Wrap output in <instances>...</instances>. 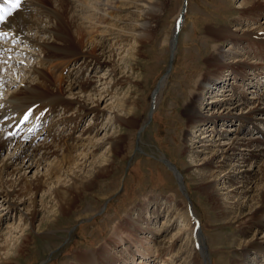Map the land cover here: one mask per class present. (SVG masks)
<instances>
[{"label":"bare ground","instance_id":"1","mask_svg":"<svg viewBox=\"0 0 264 264\" xmlns=\"http://www.w3.org/2000/svg\"><path fill=\"white\" fill-rule=\"evenodd\" d=\"M162 2L163 0H86L81 10L85 9L90 14L84 20L83 18L80 20L81 17L79 19L74 14L69 17L62 15L61 11L52 12L54 13L52 18L55 20V25L53 24L54 26L51 27L54 42L47 44H52L53 55L59 59L65 58V62L67 59L70 62H75V58L80 57L82 60L79 61V73H82L87 65L93 62L98 65L109 64L110 68L106 69L107 73L96 76L101 81V86L98 87L95 94L87 96L83 94L88 90L90 81L79 79L78 74L72 80L68 78L66 80L61 76L59 70L57 73L51 71L49 74H45L42 70L37 71L35 73L37 81L34 84L23 90H18V93L11 94L8 98L9 106L0 115V155L5 152V156L0 159L1 213L6 215L9 212H17L18 220L23 219L32 229L31 226L40 212L38 207L41 205L44 210L51 212L48 219H42V224L37 229L38 233H44L40 229L47 222L51 224L55 216L72 212L77 206V202L82 198L98 196L93 195L97 188L96 183L112 172L113 158L121 149V135L117 137L106 135L108 139L104 141L99 138L95 139V132H97L95 122V126L87 125L81 128L80 135L76 137L60 133L58 128L61 125V131H63L69 123L77 128L80 123L75 118H83L88 113L99 119L101 113L95 111V106L99 107L101 101L106 99H114L113 108L117 110L130 112L134 108L132 99L113 96L112 91L116 90V83L119 82L115 76L118 54L112 47L106 45L105 41L114 42L115 45H113L119 51L123 49L124 41L130 42V44L133 42L132 50L134 51L135 44L139 45L145 40L149 29V20L157 12H160ZM37 5H39V0H23L19 8L0 5V12L8 11L9 13L4 21L0 22V32L6 33L2 37L10 36L7 42H10L14 37L23 39L27 45L33 47L38 48V46L44 45L42 42L38 44L33 35L27 34L31 29L44 34L51 33L49 26H42L40 25L42 21L40 23L33 19L35 17L32 15L31 9ZM241 5L244 14L258 16L261 13L264 15V11L262 12L264 1L262 0H242ZM76 7L73 12H76ZM90 17L95 22H91ZM72 20L74 23L75 20H78L81 25L73 30ZM84 24H87L85 25L87 27ZM256 29L257 31L252 34L253 37L247 31L241 35L242 39L250 36L252 38L250 40L256 43L254 47L243 48L247 51L242 55L247 54V58H242L241 52L235 50L239 49V44L243 42L242 39L239 40L241 37L237 38L238 34H235L238 29L220 28L212 31L216 37L230 40L227 49L218 50L213 58L215 66L223 70L226 69L229 75L226 74L227 78L220 76L219 79L218 73H209L204 82L201 80L199 86L209 89L213 87L214 90L222 92L211 102L212 104L217 102L221 107L204 115L202 110L208 102H205V99L200 100L196 94L192 95L190 102L185 107L186 116L191 121L189 125L191 129L203 127L206 130L201 140L195 141L198 143L195 147L186 145V153L190 158L192 157L193 162H196L195 158L199 154L205 155L202 169L193 170V173L198 177V186L211 195L210 197L221 211L225 224L238 230L237 234L230 235V245L236 247L234 250L236 259L233 258L234 260L230 264H264V237L251 240L239 239L240 236H246L250 232H254L255 235L264 229V129L257 130L254 134L256 136L249 134L251 125L257 126V122L264 124L263 118L258 116L262 114L264 107V98L262 99L264 97V79L260 80L262 78L258 71L252 74L248 73L257 70L258 67L261 68V64H263L259 62L254 64L249 59L255 58L264 61V27L259 25ZM74 32L77 33L76 37L73 36ZM86 33L92 38H86L84 36ZM82 37L85 38V46L83 45L85 48L84 50L81 48L82 52L76 55L79 49L77 42ZM250 40L249 42H251ZM167 43L169 42L167 41ZM6 46L5 43L4 49L8 53L12 47ZM249 48L253 49L251 50L253 55L248 52ZM129 54L131 59L136 56L135 52ZM69 57H73V59ZM4 71L5 68L1 70L2 73ZM1 76L3 78V74L0 73ZM165 76L159 79L158 88L163 85L165 79L161 82L160 80ZM231 79L239 83L246 82L251 87L248 92L255 93L258 98H255L257 101L254 105L248 106V92L244 91V88H239L241 85H237L240 92L238 96L235 95L237 89ZM251 80L252 82H250ZM223 89L224 91H222ZM67 104L79 107V111L83 114H80L79 117L78 115L73 117L63 115L67 111ZM57 107L64 110L62 116L59 115L60 117L54 115V112H57ZM105 108L102 107V109ZM109 109H112L111 105H109ZM242 109L245 110L242 111ZM25 116L28 118L25 119ZM220 121L223 123L221 127H217ZM45 122L47 124H44ZM42 125L45 126L38 131ZM21 126L20 134L14 136L13 132ZM107 126L108 124L103 128L106 130ZM233 127L234 129H232ZM36 130L38 132L34 135ZM57 131H59L58 135ZM251 132L253 131L251 130ZM38 139H40L39 142L36 141ZM105 142H107L106 152L99 156L95 155L99 148L105 146ZM48 143H51V146L47 145ZM248 161H250L249 168L240 169ZM163 162L174 174L175 166L167 161ZM29 174L31 175L29 176ZM174 175L180 177L178 171ZM241 198L243 199L240 201ZM160 200L161 198L157 195L151 196L143 205H138L134 216H126L124 222L119 223V221L113 226L111 235L104 244L92 251L78 253L77 263L208 264V243L206 244V239L200 234L197 220H194L193 223L198 227H195L193 223L188 228L186 225L182 226L185 228L183 234H186V241L177 245L176 250H171L174 248L172 242L176 240L180 231L170 239L162 238L164 236L162 231L168 229V225L172 224L171 221L174 219L177 221L176 215L186 217L188 210L179 208V204H174L169 198H165L166 207L163 210L159 203ZM50 202L52 206L48 207ZM150 202H153L154 205L152 206ZM22 206L24 207L23 211L19 212L18 207ZM162 211L165 212V221H162V226L166 227L163 230L162 226L157 228L154 225ZM192 216L195 218L194 214ZM1 222L3 223L0 221V224ZM193 235L199 236L200 239H195ZM27 238L25 235L22 236L19 245L15 247L16 249L14 248L9 257H5L6 259H3L0 264H12L15 259H18L25 249ZM5 248L7 245L4 244L0 249L4 250Z\"/></svg>","mask_w":264,"mask_h":264},{"label":"rangeland","instance_id":"2","mask_svg":"<svg viewBox=\"0 0 264 264\" xmlns=\"http://www.w3.org/2000/svg\"><path fill=\"white\" fill-rule=\"evenodd\" d=\"M186 1L180 29L176 36V45L171 63L168 62L170 59V42L174 30L176 31V23L182 0H163L160 12H157L149 20V29L147 30L145 40L139 45L135 44L134 51L132 50L134 46L133 42L130 44V42L124 41V47L119 51L115 48L114 42L110 40L105 41V44L112 47L118 54L116 56L115 76L119 79V82H117L119 84L116 83V90L112 91L114 93L113 96L132 99L134 108L130 112H127V110H117L113 108L115 104L114 99H106L103 102L101 101L99 107L95 106V111L101 113L99 119L95 115L88 113L84 117L82 116L83 118H75L80 123V126L77 128L69 123L65 126L66 128L64 127L65 130L61 131V125L58 130L60 133L63 132L64 134H71L73 137H76L80 135L81 128L87 125L95 126V122L97 131L95 132L96 134L94 133L95 139L99 138L104 141L108 139L106 135L111 137L121 135V149L113 158V170L109 176L99 179L96 183L97 188L96 191L94 190L93 195L98 196L82 198L77 202V206L72 212L55 216L51 224L47 222L40 229L44 233H38L37 229L42 224V219H48V215L51 212L44 210V207L41 205L38 207L40 212L36 220H34L33 226H31L32 229H30V226L23 219L18 220L19 218L16 216L17 212H9L6 215L0 212V221H3L0 224V233L2 234L0 236V248L4 244L7 245V248L4 250L0 249V262L3 259L5 260V257H9L14 248L19 245L22 236L25 235L28 237V242L24 246L25 249L12 264H78L76 259L78 253L92 251L101 244H104L109 239L113 226L116 223L119 221V223L124 222L126 216H134L138 205H143L151 196L156 195L161 198L159 203H161L160 205L163 210L166 207L165 198L171 199L174 204H179V208H186L188 210L186 217L176 215L177 221L175 219L171 221L170 223L172 224L168 225L169 227L167 226L168 229H165V225L162 226V221H165V212H160L157 220H155L154 225L157 228H161L162 226V230L163 228L165 229L162 231L163 233L161 232L164 234L162 238L170 239L180 231L176 236V240L172 242L174 248L171 250H176L181 243L186 241V234H183L185 228H182V226L186 225L188 228L194 220H197L200 234L206 239V244L208 243V264H230L234 260L233 258L236 259L234 253L236 247L230 245V235L237 234L236 231L238 230L225 224L221 211H219L220 209L212 197H210L211 195L199 188L198 177L193 173V170L202 169L201 167L205 163L203 160L205 155L199 154L195 158L196 162H193L192 157L190 158L186 153V145L195 147L198 144L195 141L201 140L206 130L203 127L191 129L189 126L191 121L186 116L185 107L190 102L192 95L195 94L200 100L205 99V102H208L202 110L205 113L204 115L221 107L217 102H213V104L211 102L214 97L222 92L214 90L213 87L209 89L208 87L199 86L201 80L204 82L206 75L209 73H218L219 79L220 76L222 78L228 77H226L228 71L215 66L213 58H215L218 50L224 51L227 49L228 45H230V40L218 38L213 35L212 31L220 28H227L228 30L238 29L235 31V34H238L237 38L241 37L239 38L240 40L242 39V33L247 31L249 35H252L257 31L256 27L259 25L264 27V15L261 13L258 16L244 14L241 5L242 0ZM84 2L86 0H39V5L31 9V13L35 17L33 19L40 23L42 21V24H40L42 26H49L51 33L44 34L43 32L31 29L27 34L33 35L37 39L38 44L40 42L44 43V47L38 46L37 48L22 42L19 46L22 50L21 52H15L14 49H11L9 53L13 52V57H9L8 54L3 55L8 61L0 62V73L1 75L3 74V78L2 76L0 77V112L7 106L8 98L13 92L18 93V90L30 87L37 81L35 80V73L41 70L45 74H49L51 71L57 73L59 70L61 76L66 80H72L78 74L79 79H87L91 82L87 88L88 90L83 94L87 96L97 93L98 87L101 86V81L96 76L107 73L108 70L106 71V69L110 68L108 67L109 64L98 65L95 62L89 63L87 65L89 70L85 68L82 73H79V61L82 60L80 57L75 58V62H70L68 59L65 62V58L59 59L53 55L52 44H47L54 42L51 27L55 25V20L52 18L54 14L52 12L61 11L62 15L69 17L74 14L79 19L81 17L80 20L82 18L84 20L90 14L85 9L81 10L85 4ZM74 7H76V12H73ZM90 20H92L91 22H95L91 17ZM79 23L78 20H75L72 29L74 30L75 27L81 25ZM73 36L76 37L77 33L74 32ZM84 36L89 39L92 38L87 33ZM7 39L9 40L10 36ZM84 39L82 37L77 42L79 49L76 55L79 52L81 53L82 49L84 50ZM250 39H252L250 36L243 38L241 40L243 41L241 42L243 46L239 44L240 48L235 49L241 52L240 56H243L242 58H247V54L242 55L247 51L243 49L244 47H254L256 45ZM12 40L19 41L20 39L12 37ZM5 43H9V41H5ZM14 46L15 44L12 45V47ZM6 47L11 46L7 45ZM251 50L249 48L248 52L251 53ZM130 52L136 53L133 59L129 56ZM251 55H253V52ZM69 58L73 59V57ZM249 61L254 64L258 62L260 64L263 63L261 64V68L258 67L257 70L248 72L252 74L258 71L262 78L260 80H263L264 61L255 58H251ZM71 63H73V66H69ZM63 64L69 66V69H66ZM4 68L5 71L2 73L1 70ZM167 68L168 70L165 73ZM65 69L67 70L66 72H64ZM12 72H14V75H12ZM164 73L166 76L160 82L163 79L165 80L154 96V105L148 117L151 93ZM231 81L236 85L235 88L237 90L235 95L238 96L240 92L239 88H244V91L247 92L250 91L251 87L246 82L239 83L238 81H233V79ZM237 85L241 86L238 88ZM247 94V99H249L248 106L250 107L255 104L257 101L255 98L257 97L252 92H248ZM251 94L255 95V97ZM109 105H111L112 109H109ZM67 107L65 113L61 107H57V112H54V115L57 114L55 117H60L63 113V115H71L72 117L76 115L79 117L80 114H83V112L79 111V107L73 106V104H67ZM102 107L106 108L102 109ZM244 110L242 109V111ZM258 116L264 120V107L262 114ZM222 123L220 121L217 127H221ZM106 124L108 126L105 130L103 127ZM256 125H251L252 128L250 126L249 134L252 136H256L254 134L257 130L262 131L264 129L263 123L257 122ZM44 126L42 125L38 131ZM21 130L22 126L18 127L13 132V135L18 136ZM38 131H34V135ZM59 131H57V135ZM232 131L234 132V130ZM36 141L39 142L40 139ZM47 145L51 146V143ZM106 148L107 142H105V146L96 151L95 155L99 156L106 152ZM4 156L5 152H2L0 159ZM163 161H167L175 166L182 181V192L177 188L176 176L169 171ZM248 163L250 164V161L244 165L241 164L243 167H240V169H248ZM206 170L208 171V169ZM150 204L154 205L153 202H150ZM47 206L51 207L52 203L50 202ZM22 208L24 207H18V211L21 212ZM193 214L196 219L192 216ZM193 224L195 225V223ZM195 227H198V225H195ZM260 231L255 235L254 232H250L246 236H240L239 239L251 240L253 238L264 237V229ZM236 234L235 236H237ZM193 236L195 239H200L199 236Z\"/></svg>","mask_w":264,"mask_h":264},{"label":"water","instance_id":"3","mask_svg":"<svg viewBox=\"0 0 264 264\" xmlns=\"http://www.w3.org/2000/svg\"><path fill=\"white\" fill-rule=\"evenodd\" d=\"M185 0H182V4H181V8L179 10V14H178V20H177V26L179 25L180 26V22L182 20V15L184 13V10H185ZM178 28L179 27H176V31L174 30L173 32V35H172V40H171V45H170V48H169V63H171V59H172V54H173V50H174V45H175V42H176V36H177V32H178ZM169 66V65H168ZM168 68L166 69L165 73L167 72ZM165 73L163 75H165ZM158 89V83L156 84L155 88L153 89L152 93H151V104H150V107H149V111H148V117H149V114L153 108V97H154V93L157 91ZM176 174V171L175 173ZM176 182L178 183V185L181 187L182 184H181V179L179 176H176Z\"/></svg>","mask_w":264,"mask_h":264},{"label":"snow or ice","instance_id":"4","mask_svg":"<svg viewBox=\"0 0 264 264\" xmlns=\"http://www.w3.org/2000/svg\"><path fill=\"white\" fill-rule=\"evenodd\" d=\"M22 2L23 0H11L12 8H19L22 5ZM8 14H9L8 11L0 12V22L4 21V19ZM4 35H6V33L0 32V36H4ZM27 118L28 117L25 116V119Z\"/></svg>","mask_w":264,"mask_h":264}]
</instances>
